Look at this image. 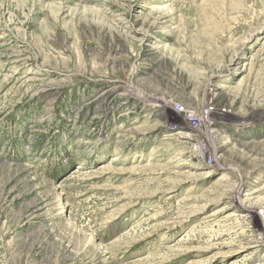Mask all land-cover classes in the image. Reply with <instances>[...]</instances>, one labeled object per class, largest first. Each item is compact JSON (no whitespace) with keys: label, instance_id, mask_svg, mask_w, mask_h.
Returning a JSON list of instances; mask_svg holds the SVG:
<instances>
[{"label":"rangeland","instance_id":"374dc122","mask_svg":"<svg viewBox=\"0 0 264 264\" xmlns=\"http://www.w3.org/2000/svg\"><path fill=\"white\" fill-rule=\"evenodd\" d=\"M0 264H264V0H0Z\"/></svg>","mask_w":264,"mask_h":264},{"label":"bare ground","instance_id":"6f19581e","mask_svg":"<svg viewBox=\"0 0 264 264\" xmlns=\"http://www.w3.org/2000/svg\"><path fill=\"white\" fill-rule=\"evenodd\" d=\"M213 92H210V95H214L215 97V94H212ZM161 96V95H159ZM155 97V96H154ZM158 97V96H157ZM162 102L165 103V105L168 104V101L165 100V99H161ZM154 103V102H153ZM174 103V102H172ZM155 104V103H154ZM170 104V103H169ZM185 104V103H184ZM158 105V104H157ZM169 106V105H168ZM185 113H187V116H189V118H187V116L185 118H183L184 122L186 121L188 126L191 127L196 133L192 134L193 136H191L192 140L194 141V147H198L199 144H197L196 142H200L201 140L202 141H205L208 143V149L206 150H201L199 147L197 148L198 151H202L201 153H203L205 156L203 159L204 161V164H208L209 162L206 161V159H210V162H212L211 164H213L214 166V160H215V163L216 161L219 160V153L218 155L216 154L217 150H219V146H216L215 145V127H216V123L213 121V115L216 113V111H219L217 110V106L215 103L211 104L210 100L205 102L201 107L206 111L207 114H200V110L198 112V109L195 108L194 106H191V105H188V104H185ZM164 108V107H163ZM172 108V107H171ZM215 108V109H214ZM159 109V108H158ZM190 109V110H188ZM165 110V109H164ZM173 110V109H172ZM203 110V111H204ZM166 112V110H165ZM184 112V111H183ZM194 116H198L199 118H201L200 122L198 123V126L197 127H194L191 123L194 122V119L193 118V115ZM192 115V116H191ZM208 115V117H206ZM209 121H208V120ZM212 120V121H210ZM202 130V131H200ZM183 137V136H182ZM184 138H190V137H187L185 136ZM198 156V154H197ZM202 159V158H201ZM202 161V162H203ZM210 164V163H209ZM208 164V165H209ZM241 188L239 189V193L241 192V190L243 189L244 190V187L240 186ZM259 192V191H258ZM247 198V197H246ZM249 206L246 207V206H243V209L244 210H248Z\"/></svg>","mask_w":264,"mask_h":264},{"label":"trees","instance_id":"16d2710c","mask_svg":"<svg viewBox=\"0 0 264 264\" xmlns=\"http://www.w3.org/2000/svg\"><path fill=\"white\" fill-rule=\"evenodd\" d=\"M54 177L55 178H59L61 175L64 174V172H66L65 168H61L60 165L56 168H54ZM63 169V170H62Z\"/></svg>","mask_w":264,"mask_h":264},{"label":"built area","instance_id":"2783aa9c","mask_svg":"<svg viewBox=\"0 0 264 264\" xmlns=\"http://www.w3.org/2000/svg\"><path fill=\"white\" fill-rule=\"evenodd\" d=\"M202 159H205L204 156L201 155ZM207 162L211 163L208 159H206Z\"/></svg>","mask_w":264,"mask_h":264}]
</instances>
